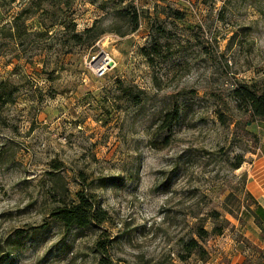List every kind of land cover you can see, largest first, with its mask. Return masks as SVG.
<instances>
[{"label": "rangeland", "instance_id": "374dc122", "mask_svg": "<svg viewBox=\"0 0 264 264\" xmlns=\"http://www.w3.org/2000/svg\"><path fill=\"white\" fill-rule=\"evenodd\" d=\"M9 25L21 38L0 31V264H264L246 190L264 118L234 93L264 91V0L2 1ZM78 191L106 222L50 216ZM191 238L203 251L180 261Z\"/></svg>", "mask_w": 264, "mask_h": 264}, {"label": "trees", "instance_id": "16d2710c", "mask_svg": "<svg viewBox=\"0 0 264 264\" xmlns=\"http://www.w3.org/2000/svg\"><path fill=\"white\" fill-rule=\"evenodd\" d=\"M2 1H9L14 2V0H0ZM173 15L179 19L177 15H179L178 12H174ZM18 17L13 19L14 26H16V23L18 21ZM0 31H6L9 34V37L14 40V44H17V40L21 38V35L19 34V29L14 28L12 25L9 26H2ZM37 36L42 37L46 34L43 33H36ZM74 39H76V36H74ZM12 93V92H11ZM235 97L239 102H242L244 105L248 107L250 110L252 116L255 117H262L264 118V91H256L254 90L253 86L251 85H241L237 87L234 90ZM8 95L7 100H1L2 94L0 90V103H5L7 101H10L11 94L7 93ZM13 100H11L12 102ZM167 117V116H166ZM54 169H57L54 167ZM63 195L62 192H60ZM63 199V198H61ZM258 211L261 213V215L264 217V211L263 209L258 206ZM50 216L57 222L63 224L66 227L75 226L78 228H84L89 224H97L100 225L107 221V214L104 210L99 208L94 204L91 197L87 194H84L82 191H78L75 193V203L67 205L64 200L60 201V205L54 207L50 211ZM262 225H264V221H262ZM196 236L198 238L203 237L206 235V232L202 228H197L195 232ZM99 248L102 251H105V249ZM197 251H203L201 246L198 244V242L191 238L187 242H184V253L185 256H179L178 258L180 261L186 260L188 257H190L191 254ZM106 252H102V257H100L98 264H111L110 261L107 260V258L103 255H105ZM2 259V258H1ZM2 260H0L1 262ZM165 264H175L171 259L167 260L166 262H163Z\"/></svg>", "mask_w": 264, "mask_h": 264}, {"label": "crops", "instance_id": "0c3cea01", "mask_svg": "<svg viewBox=\"0 0 264 264\" xmlns=\"http://www.w3.org/2000/svg\"><path fill=\"white\" fill-rule=\"evenodd\" d=\"M260 136L262 141H264V128L260 131ZM249 177L246 184V190L250 197L260 206L264 211V157H258L252 163L249 169ZM253 245H262L260 238L252 237L249 239ZM241 244L236 246L237 249L240 248Z\"/></svg>", "mask_w": 264, "mask_h": 264}, {"label": "built area", "instance_id": "2783aa9c", "mask_svg": "<svg viewBox=\"0 0 264 264\" xmlns=\"http://www.w3.org/2000/svg\"><path fill=\"white\" fill-rule=\"evenodd\" d=\"M114 65V64H113ZM112 66V62L108 57H104L92 70V74L96 79H102Z\"/></svg>", "mask_w": 264, "mask_h": 264}]
</instances>
